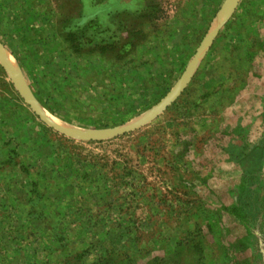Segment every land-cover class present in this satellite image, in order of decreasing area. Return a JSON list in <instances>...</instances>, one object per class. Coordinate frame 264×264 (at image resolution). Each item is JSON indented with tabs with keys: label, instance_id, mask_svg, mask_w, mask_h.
<instances>
[{
	"label": "rangeland",
	"instance_id": "obj_1",
	"mask_svg": "<svg viewBox=\"0 0 264 264\" xmlns=\"http://www.w3.org/2000/svg\"><path fill=\"white\" fill-rule=\"evenodd\" d=\"M229 1L0 0V48L58 125L150 115L65 134L0 60V264H264V0Z\"/></svg>",
	"mask_w": 264,
	"mask_h": 264
},
{
	"label": "water",
	"instance_id": "obj_2",
	"mask_svg": "<svg viewBox=\"0 0 264 264\" xmlns=\"http://www.w3.org/2000/svg\"><path fill=\"white\" fill-rule=\"evenodd\" d=\"M238 1V0H237ZM236 1V2H237ZM235 2V4H236ZM234 4V6H235ZM233 6V8H234ZM233 8L231 9L230 13L233 11ZM229 13V14H230ZM228 14V15H229ZM226 19V18H225ZM224 19V20H225ZM224 22V21H223ZM222 22V23H223ZM221 23V25H222ZM220 25V26H221ZM219 26V27H220ZM219 29V28H218ZM217 29V31H218ZM217 31L214 33V35L212 36V39L213 37L215 36V34L217 33ZM207 37H205L206 39ZM205 39L203 40L202 44L204 43ZM211 39V41H212ZM210 41V42H211ZM202 44L200 45V47L202 46ZM210 44V43H209ZM200 47L198 49V53L200 51ZM197 53V54H198ZM196 54V55H197ZM196 57V56H195ZM195 59V58H194ZM193 59V60H194ZM0 60L2 62V64L4 65V67L6 68V70L8 71V73L10 74V76L12 77L17 89L19 90V92L21 93V95L26 99V101L31 105V107L34 109V111L40 116V118L42 120H44L45 122H47L48 124L52 125L53 127L57 128L58 130L62 131L63 133L65 134H69L71 136H74V137H79V138H88V139H108V138H112V137H115L117 135H120V134H124L126 132H129L131 130H134L136 128H139L145 124H148L147 121L144 120L143 123L141 124H135L133 126H130L128 128H125V129H121V130H81V131H77L75 129H71V128H68V127H63V126H60V125H57V124H53L50 120H48V118L45 116L44 114V110L43 108L39 105V103L37 102V100L35 99V97L32 95L31 91L29 90V87L27 85V82L26 80L24 79L23 75L22 74H17L13 67L11 65H8L6 63V61H4V59H2L0 57ZM192 60V62H193ZM191 62V63H192ZM188 70V69H187ZM192 75V74H191ZM184 76V75H183ZM189 80V79H188ZM186 84V83H185ZM185 85L182 87V89L174 96L172 97L171 99L167 100V98L170 96H168L166 98V100L162 103V108L163 109H166L169 105H171L174 101H175V98L179 95H181V93L184 91V88ZM172 93V92H171ZM155 113V112H153ZM153 113L151 115H153ZM150 118V117H149ZM148 118V119H149ZM147 119V120H148Z\"/></svg>",
	"mask_w": 264,
	"mask_h": 264
},
{
	"label": "trees",
	"instance_id": "obj_3",
	"mask_svg": "<svg viewBox=\"0 0 264 264\" xmlns=\"http://www.w3.org/2000/svg\"><path fill=\"white\" fill-rule=\"evenodd\" d=\"M3 44L6 46V48H9L10 49V51H11V53L18 59V61L19 62H21V59H19V55H18V53L17 52H15V50H13L10 46H9V44H8V42L6 41V40H4L3 41ZM102 51H108L109 50V48H111V45H108V44H106V45H102V46H100L99 47ZM105 49V50H104ZM20 58H24L23 56L21 57L20 56ZM112 84L114 83V82H111ZM187 91V88H185L184 89V91L181 93V95L171 104V105H169L167 108H166V110L168 111V110H170L172 107H176V113H175V118L174 119H172L174 122H177L178 123V119H179V117H181V118H184V116H183V113H184V111H185V106H184V104H182L181 102H180V99H182V97H183V95H184V93ZM50 100V99H49ZM49 102L50 101H47L46 102V104L47 105H49ZM50 108V107H49ZM52 110V109H51ZM165 110V111H166ZM52 111H54V110H52ZM103 126H105V127H108L109 126V124H110V120L109 119H103ZM101 124V125H102ZM180 124V123H179ZM179 124H178V126H179ZM100 125V126H101ZM146 125H148V124H145V125H143V126H141V127H139V128H136V129H134V130H131V131H129V132H126V133H124V134H120V135H117V136H115V137H112V138H108V139H117V138H121V137H124V136H128V135H132L133 133H135V132H140V131H142L145 127L144 126H146ZM163 131L164 132H166V128H163ZM145 136H147V138H149V136L148 135H145ZM182 136V133H177L176 134V137H177V139L180 141V137ZM109 141H111V140H109ZM108 141V142H109ZM148 142L149 141H147V143H145V144H141V143H139V145L140 146H142L143 148H144V145H146V144H148ZM117 162V161H116ZM130 163H131V160H127V161H125V167H124V169L125 170H127V175L128 176H132L133 175V167L130 165Z\"/></svg>",
	"mask_w": 264,
	"mask_h": 264
},
{
	"label": "bare ground",
	"instance_id": "obj_4",
	"mask_svg": "<svg viewBox=\"0 0 264 264\" xmlns=\"http://www.w3.org/2000/svg\"><path fill=\"white\" fill-rule=\"evenodd\" d=\"M233 1H234V0H230V1H229V3H228V7L224 10L225 13L227 12L228 9H230V7H231ZM222 14H223V13H222ZM0 57H1L2 59H4V61H6V63H7L8 65H11V66L13 67L14 71H15L17 74H21L20 69H19V67H18V65H17V62H16V60H15V58L13 57L12 54H10V53H9L8 51H6L4 48H3L2 50H1V48H0ZM195 61H196V60H194V61L191 63V65H190L189 69L187 70L185 76H184L183 79L179 82V84H180V85L178 84L179 87H181V86L184 85V83H183L184 80L187 79V78L191 75V73L193 72V69H194V67H195V65H196ZM177 93H178V92L174 93L169 99H171L172 97H174ZM169 99H168V100H169ZM44 111H45V110H44ZM155 111H156V110H155ZM44 114H45V116L48 118V120H50L53 124H57L55 121H53L52 116H51L50 114H48V113H46V112H44ZM149 117H150V115H149L148 117L142 119V120H147ZM57 125H58V124H57Z\"/></svg>",
	"mask_w": 264,
	"mask_h": 264
}]
</instances>
